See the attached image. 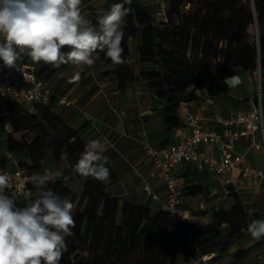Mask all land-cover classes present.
<instances>
[{
  "label": "trees",
  "instance_id": "obj_1",
  "mask_svg": "<svg viewBox=\"0 0 264 264\" xmlns=\"http://www.w3.org/2000/svg\"><path fill=\"white\" fill-rule=\"evenodd\" d=\"M164 1L166 18L159 23H154L153 6L140 0L125 5L132 11L121 24L123 65L110 67L112 62L106 53L95 55L106 65L101 74L113 75L118 89L125 90L134 79L127 61L129 39L139 37V60L155 66L142 70L140 75L145 86L162 102L161 119L170 131L181 125L177 115L179 103L196 100L197 87L205 85L210 95L223 92L225 77L239 71L253 72L263 64L264 0ZM117 2L123 0H104L99 9L107 10ZM88 20L95 25L97 11ZM252 36L256 39H250ZM18 61L32 65L36 76L42 79L50 78L60 67L71 65L55 68L43 62L34 63L27 54H21ZM54 100L52 96L47 103L32 104L34 112L27 111L19 101L9 100L12 131L5 142L15 154L25 155L26 160L18 158V163L33 173L40 169L44 151L49 147L56 162L67 163L63 172L74 175L79 182V193L60 178L47 184L74 205L75 226L71 229L74 235L66 237L67 250L60 264H159L158 252L162 248L168 251L165 264H175L178 247L184 262L212 252L217 256L228 250L239 230L259 216L260 209L254 208L248 219V211L233 192L229 193L233 202L228 208L213 210L210 221L199 225H193L177 211L152 210L147 204L129 199L120 201L108 189L117 181L109 163L108 183L82 178L73 170L88 143L83 136L84 126L75 129L66 124L54 110ZM62 151L68 153V159L61 158ZM32 188L31 202L40 192L39 186ZM183 190L187 195H196L201 186L192 184ZM13 199L17 206H26ZM224 224L228 226L225 233ZM248 251L249 248H239L233 256L240 258Z\"/></svg>",
  "mask_w": 264,
  "mask_h": 264
},
{
  "label": "crops",
  "instance_id": "obj_2",
  "mask_svg": "<svg viewBox=\"0 0 264 264\" xmlns=\"http://www.w3.org/2000/svg\"><path fill=\"white\" fill-rule=\"evenodd\" d=\"M103 2L104 0H82L80 5L82 15L89 19L92 12L97 11ZM143 3L151 5L149 2ZM0 42H3L2 36ZM139 43L138 36L129 39L127 61L134 73V79L125 90L118 89L113 75L101 74L106 65L95 54L93 65L71 64L60 67L50 78L43 80L55 96L66 93L72 99L69 105L57 102L54 104V110L64 122L75 129L84 126L83 136L88 142L99 140L104 145L106 151L103 155L108 158V163L117 174V181L108 188L109 191L118 196L120 201L129 199L147 204L152 210L164 209L165 184L162 178L151 177L150 173L156 172L157 168L150 164L143 143L152 145L170 143L172 135L171 130H166L161 119L159 109L162 102L145 86L140 75L142 70L152 69L155 66L151 62L139 60ZM76 73H79V79L75 78ZM236 75L240 77L241 83L234 88L226 86L223 92L217 94H208L205 85L196 88L195 93L198 98L191 101V111L201 120L203 127L220 133L222 126L214 120L218 115L227 116L238 110H245L252 103H259L264 113V53L263 64L256 70L239 71ZM184 128L188 133L189 127L184 126ZM5 139L6 136L0 129V148L5 145ZM254 142L248 137H238L233 141L232 149L244 155L247 163L264 173L263 135L257 133ZM200 148L206 152L218 151L216 145H201ZM16 157L26 160L22 153L16 154ZM46 165L43 160L40 169L34 174L43 175L45 170H51L53 173L59 171L62 174L52 179L60 178L74 192H80L77 178L63 172L67 168L65 161L53 162L47 165V168ZM176 172L180 176L181 195V202L176 211L193 225L208 223L213 210L228 208L233 202L232 197L229 196L230 192L239 196L249 216L252 209H260L259 216L253 218V221L264 219L263 179L253 185L252 179L243 177L240 170L216 174L206 169L197 170L185 164H179ZM225 176L231 177L227 185L228 193L222 192V180ZM146 181L150 182L156 198L150 197L142 189V184ZM192 184L200 185L201 191L196 195L185 194L183 189ZM33 185L38 186L34 183ZM225 197H228L229 201L223 206ZM256 241L251 239L246 243L232 242L228 250L221 253V257L216 256L214 252L212 254L216 256L219 264H263L264 242L253 246ZM247 247H250L249 251L243 257L232 256L237 249ZM175 264L201 263L182 261L181 248L178 247Z\"/></svg>",
  "mask_w": 264,
  "mask_h": 264
},
{
  "label": "clouds",
  "instance_id": "obj_3",
  "mask_svg": "<svg viewBox=\"0 0 264 264\" xmlns=\"http://www.w3.org/2000/svg\"><path fill=\"white\" fill-rule=\"evenodd\" d=\"M82 0H0V61L14 67L21 54L34 63L43 62L59 68L61 65L94 63L93 55L106 53L110 67L123 65V30L121 24L132 9V0L112 4L107 10H97V23L86 19ZM68 49V51H64ZM79 79V73L75 74ZM241 83L238 75L225 77L224 84L234 88ZM99 140L87 143L74 165L82 178L92 177L108 183V158ZM62 159L68 153L62 151ZM62 173L45 170L31 180L40 187L37 198L24 207L4 195L10 177L0 174V264H60L67 250L66 237L74 233L73 203L61 197L48 182ZM247 231L259 240L264 237V219L252 221Z\"/></svg>",
  "mask_w": 264,
  "mask_h": 264
},
{
  "label": "built area",
  "instance_id": "obj_4",
  "mask_svg": "<svg viewBox=\"0 0 264 264\" xmlns=\"http://www.w3.org/2000/svg\"><path fill=\"white\" fill-rule=\"evenodd\" d=\"M149 2L153 6L154 23L166 18L167 4L164 0H140ZM230 77V76H229ZM55 96L42 78L36 76L34 67L30 64L16 61L14 67H7L0 61V129L7 136L12 131L9 122L8 101L16 100L30 104L47 103ZM69 105L72 99L62 93L55 96V103ZM191 101H181L177 107V115L181 125L171 129L172 141L160 145L143 143V149L149 162L157 168L151 172V177L163 179L166 194L163 201L164 209L175 212L181 202L179 192L180 176L176 172L179 164L189 165L197 170L206 169L216 174L232 173L240 170L245 178L252 179L256 185L264 173L261 169L247 163L244 155L232 149V143L238 137H248L254 142L257 133L264 137V113L259 103H252L245 110H238L227 116L218 115L214 120L222 126L220 133L203 127L201 120L192 113ZM184 126L189 127L185 132ZM255 143V142H254ZM258 146L257 143H255ZM216 145L217 152H206L200 146ZM0 174L10 177V186L4 190V195L18 199L25 203L31 202L34 194L31 177L35 175L25 166L18 163L16 154L6 143L0 148ZM222 192L228 193L227 185L231 177L225 176L222 180ZM144 192L152 198L156 194L149 181L142 184ZM264 250V243H263ZM201 264H219L212 253L204 254L191 260ZM264 264V254L262 257Z\"/></svg>",
  "mask_w": 264,
  "mask_h": 264
},
{
  "label": "rangeland",
  "instance_id": "obj_5",
  "mask_svg": "<svg viewBox=\"0 0 264 264\" xmlns=\"http://www.w3.org/2000/svg\"><path fill=\"white\" fill-rule=\"evenodd\" d=\"M256 37H250V39H253ZM260 66V65H258ZM258 68V67H257ZM22 106L27 110V111H31V112H34L35 111V106H31L30 103H26V102H21ZM44 162L47 163V165H50L51 163L53 162H56L52 156H51V153H50V149L49 147H46L45 151H44ZM45 166L46 168L48 166ZM226 201H229V198L228 197H225L224 198V204L223 206H226ZM248 219H249V213H248ZM253 220H250V222L247 223V225L244 226V228L242 230H239L237 232V234H235L232 238V242H243V243H246V242H249L251 239H254L251 234L247 231V227L248 225L252 222ZM228 229V226L227 225H222V231L223 233H225ZM262 242H261V239L257 240L253 246H256V245H260ZM247 248H250V247H247ZM82 254L86 255V253L84 252H81ZM167 254H168V251L167 249L165 248V250H163V248L158 252V255H159V264H165V260H167ZM233 256V255H232ZM218 257H221V254H218ZM230 263V262H228Z\"/></svg>",
  "mask_w": 264,
  "mask_h": 264
}]
</instances>
